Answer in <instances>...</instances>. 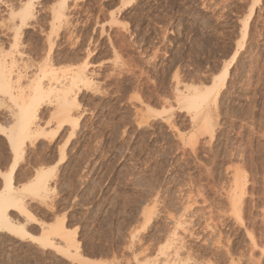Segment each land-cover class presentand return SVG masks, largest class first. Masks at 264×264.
<instances>
[{
    "label": "rangeland",
    "instance_id": "374dc122",
    "mask_svg": "<svg viewBox=\"0 0 264 264\" xmlns=\"http://www.w3.org/2000/svg\"><path fill=\"white\" fill-rule=\"evenodd\" d=\"M0 55L26 75L21 95L48 61L85 76L52 138L44 97L48 135L23 140L11 176L0 135V190L10 177L38 221L9 211L29 235L0 231V264H264V0H0ZM40 170L48 189L26 191ZM61 221L66 240L49 233Z\"/></svg>",
    "mask_w": 264,
    "mask_h": 264
},
{
    "label": "bare ground",
    "instance_id": "6f19581e",
    "mask_svg": "<svg viewBox=\"0 0 264 264\" xmlns=\"http://www.w3.org/2000/svg\"><path fill=\"white\" fill-rule=\"evenodd\" d=\"M29 8H30V5H25L20 10L19 13L22 16H27L29 14L28 13ZM246 31H247V22H244L242 25V32H241L242 39H244L246 35ZM241 46L242 44L240 43L239 47ZM236 54H237V50L234 51V53L231 56V59H233L236 56ZM4 59H5L4 57L0 59V89L2 90V92L8 94L7 96L11 98L17 110L14 112V110L11 109V111H13V113L11 112L12 113L11 116H13V119L11 123L12 126H10L8 131H5V129L0 126V135L5 136L6 134V139L14 153V158L12 160V163L9 169V176H11L14 170V167L16 165V162H17V157L21 154V146L23 145L22 143L24 142L23 140L25 138L26 139H29V138L36 139V138L45 137L48 135L47 134L48 130L46 126L49 125V123L52 120L49 119L43 125L38 124V121L40 119L38 117L40 113L39 108H40V105L44 97L47 99V97L49 96L48 94H53L54 103L56 105L54 106L52 104L53 102L51 103L55 107L54 112H53L54 113L53 117L55 116L56 119L54 120L57 121V125L55 129L52 131L51 135L49 133L50 135L49 137L52 138L58 133V131L61 128H63V126L66 125V123L69 122L70 111L72 110L73 106L78 104L77 95L81 87L79 83L80 81L81 82L84 81L85 76H83L81 72L83 70V67H82L81 71L78 69L79 71L76 72V75L73 74L74 76H70L71 73L69 75L65 73L62 76L59 75L61 78L57 77V74L55 77L54 74L56 73L57 70L54 69L55 72H53L54 70L50 69L51 65H49L50 64L49 61L47 60L48 64L44 63L45 65H43V62H44L43 61L42 62L43 67L41 69V66H40L39 68L41 70L38 69V71H42V77L46 81L43 82L44 80L40 76V73L38 74L39 76L35 77L33 80L29 79L28 84L30 82V84L32 85L31 81H33L34 84L32 85L33 88L31 87L30 84H29L30 87H26V88L31 89V90L30 89L28 90V92L30 91L29 93L27 92V89L25 88L26 89V91L24 90L25 95L24 94L23 95L26 99H24L23 95H21L22 92L21 93H19V91L17 92V89H19V85H21L20 79H22L21 78L22 75L24 76L25 74L21 73V76H20V73H19L20 71L17 70L16 68H15V71L17 70V72H14L13 66L14 65L16 66V64H14L13 60L12 59H10L9 61L6 60L7 61L6 62ZM25 67H27V65ZM227 67L226 68L224 67L225 68L224 73L221 75L222 82L224 81V76L227 73ZM26 69L28 68H25V69L23 68V72L24 70L26 71ZM36 72H35V75H36ZM216 76L219 77L218 74ZM218 77L216 78L214 77V78L217 79ZM214 88L216 89L215 82L213 80L211 86L205 92L198 93V94H192L187 97L185 96L186 103L188 104L190 108L193 106L197 108L196 110H198L199 108H201L202 104L205 103V101L208 99L210 94L213 93L212 91ZM195 90L198 91V89H195ZM15 92H17L18 94L17 93L15 94ZM208 120L205 119L203 123L204 127L209 126ZM201 122L202 121H200V125H201ZM202 125H201V128H202ZM46 176H48L47 173L45 171L40 170L36 174L35 181L32 187L24 188V189L33 194H39L41 192L46 191L49 186V181L46 178ZM14 189L15 188L12 186L11 179L9 177V179L4 182V185L0 190V231H5L8 233L19 235L21 237H25L29 235L28 231L25 229V223H20V224L14 223L13 220H11L10 215L8 214L9 211L18 210L21 213H25L28 216L29 220L37 221V219L28 210H26L25 207L21 203H19V200L16 195V191ZM49 226H52V225H49ZM63 230H64L63 222L61 221L60 225L53 226L49 233L61 235L66 240L67 236L65 237V234H64L65 232ZM37 238H38L37 240L42 246H51V247L54 246V244H52L51 241L48 242L50 240V239L48 240V232H44ZM75 248H77V246H75ZM66 249L67 248H65V251L62 250L60 252L63 254H67ZM88 261H93V260L89 259ZM88 261H84V262H88Z\"/></svg>",
    "mask_w": 264,
    "mask_h": 264
}]
</instances>
